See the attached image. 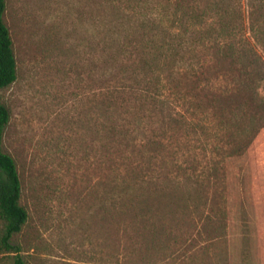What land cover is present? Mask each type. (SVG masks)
<instances>
[{"label":"rangeland","instance_id":"obj_1","mask_svg":"<svg viewBox=\"0 0 264 264\" xmlns=\"http://www.w3.org/2000/svg\"><path fill=\"white\" fill-rule=\"evenodd\" d=\"M4 1L27 219L0 264H264V0Z\"/></svg>","mask_w":264,"mask_h":264},{"label":"trees","instance_id":"obj_2","mask_svg":"<svg viewBox=\"0 0 264 264\" xmlns=\"http://www.w3.org/2000/svg\"><path fill=\"white\" fill-rule=\"evenodd\" d=\"M109 1V0H107ZM135 0H128V2ZM147 0L142 1L140 4L136 5H126L130 8L137 7L142 8V3L145 4ZM114 2V0H110ZM121 3V2H120ZM124 3V2H122ZM218 3H222L220 0ZM181 4L178 0L177 5ZM5 9V1L0 0V90L9 86L16 78V64L11 48V40L8 34V29L2 22V14ZM219 10L214 11L213 16L222 18V12ZM177 13V12H176ZM203 13L195 14L192 11L186 10L181 13L179 17H170L167 19L169 25L165 28L168 32L169 28H179L176 29V33H168L169 41L161 43L160 47L163 48V53L167 54L172 59H175L176 53L190 47L191 34L195 31L194 27L201 23L202 17L205 15ZM146 16V12L143 11L142 16ZM147 21L149 23L153 22L152 17L148 15ZM211 20V19H210ZM190 22V23H189ZM219 31L222 32V21L216 22ZM162 25V24H161ZM193 27V29H191ZM210 30L205 29L200 32L199 38L202 40L209 36ZM198 34V35H199ZM185 35H188L185 37ZM173 42V44H172ZM9 119V113L7 108L3 103L0 102V145L1 137L5 125ZM238 152V151H236ZM233 154V152H232ZM20 199V181L17 175L15 163L10 155L3 152L0 146V220L2 221V227L0 231V252H17L18 247L11 243V237L20 231L22 225L27 219V212L25 208L19 203ZM13 264H24L18 255H14Z\"/></svg>","mask_w":264,"mask_h":264}]
</instances>
